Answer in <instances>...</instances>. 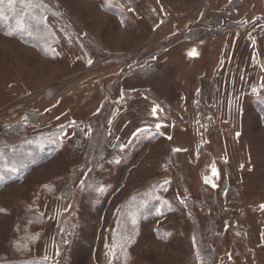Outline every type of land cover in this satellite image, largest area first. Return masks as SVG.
Segmentation results:
<instances>
[{
    "label": "rangeland",
    "instance_id": "obj_1",
    "mask_svg": "<svg viewBox=\"0 0 264 264\" xmlns=\"http://www.w3.org/2000/svg\"><path fill=\"white\" fill-rule=\"evenodd\" d=\"M51 1L54 51L0 30V147L52 144L0 258L264 264V0Z\"/></svg>",
    "mask_w": 264,
    "mask_h": 264
},
{
    "label": "trees",
    "instance_id": "obj_2",
    "mask_svg": "<svg viewBox=\"0 0 264 264\" xmlns=\"http://www.w3.org/2000/svg\"><path fill=\"white\" fill-rule=\"evenodd\" d=\"M235 2V0H233ZM51 0H12L9 6L8 0L0 5V30L4 34H13L20 37L27 43L33 44L44 53L45 50L52 48L57 40L52 35L51 27L45 21L46 12H51L48 4ZM238 0L235 6H240ZM258 107L264 111V98L259 99ZM38 142V141H37ZM52 145L42 142L34 144L31 141H23L15 145H6L0 147V186L5 185L18 175L27 173L34 165L40 163L47 155ZM156 206V204H154ZM149 211L152 210L148 209ZM117 232L120 244L124 242L125 251L136 237L138 232L133 226L132 231L128 234L124 227H118ZM123 246V245H122ZM124 247V246H123ZM205 253V251L203 250ZM208 255V254H207ZM42 260H22V262L7 261L0 258V264H48Z\"/></svg>",
    "mask_w": 264,
    "mask_h": 264
},
{
    "label": "snow or ice",
    "instance_id": "obj_3",
    "mask_svg": "<svg viewBox=\"0 0 264 264\" xmlns=\"http://www.w3.org/2000/svg\"><path fill=\"white\" fill-rule=\"evenodd\" d=\"M5 0H0V5L4 4ZM9 6H11L12 0H8ZM91 63V62H90ZM215 171V170H213Z\"/></svg>",
    "mask_w": 264,
    "mask_h": 264
}]
</instances>
